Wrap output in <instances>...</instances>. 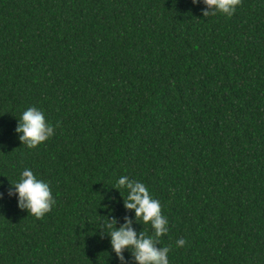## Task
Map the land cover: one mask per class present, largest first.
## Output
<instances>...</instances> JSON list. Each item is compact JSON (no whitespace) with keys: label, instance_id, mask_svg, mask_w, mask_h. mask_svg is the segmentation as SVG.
Here are the masks:
<instances>
[{"label":"trees","instance_id":"obj_1","mask_svg":"<svg viewBox=\"0 0 264 264\" xmlns=\"http://www.w3.org/2000/svg\"><path fill=\"white\" fill-rule=\"evenodd\" d=\"M204 8L0 0V264H136L108 225L152 229L121 175L160 201L170 264H264V0ZM32 106L55 134L29 149ZM25 168L56 201L40 219L9 195Z\"/></svg>","mask_w":264,"mask_h":264},{"label":"clouds","instance_id":"obj_2","mask_svg":"<svg viewBox=\"0 0 264 264\" xmlns=\"http://www.w3.org/2000/svg\"><path fill=\"white\" fill-rule=\"evenodd\" d=\"M192 2L198 5L201 0ZM240 3L241 0H203L205 8L202 9V13L204 17L215 16L218 13L230 17ZM16 131L21 134L19 139L22 144L29 149L38 147L55 134L54 126L48 122L45 113L35 106L21 113ZM11 183L15 193L10 192L9 195H16L18 207L26 210L28 215L37 219L43 218L56 203L50 184L38 178L30 168L23 169L19 179ZM115 186L126 194L125 206L134 210L136 217L144 225L150 224L152 232L147 234L143 231L138 234L131 226V221L118 228L114 224H109L113 251L121 261L125 259L124 251L130 249L136 264H170L171 249L167 246L158 247L160 238L169 232V221L162 214L160 201L153 197L144 183L130 179L126 175L119 176ZM0 199H3V193H0ZM185 243L184 239H178L176 246L183 247Z\"/></svg>","mask_w":264,"mask_h":264}]
</instances>
